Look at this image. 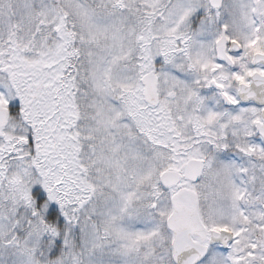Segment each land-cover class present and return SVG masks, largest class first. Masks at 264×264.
<instances>
[{
    "label": "snow or ice",
    "instance_id": "6c2138e0",
    "mask_svg": "<svg viewBox=\"0 0 264 264\" xmlns=\"http://www.w3.org/2000/svg\"><path fill=\"white\" fill-rule=\"evenodd\" d=\"M0 264H264V0H0Z\"/></svg>",
    "mask_w": 264,
    "mask_h": 264
}]
</instances>
